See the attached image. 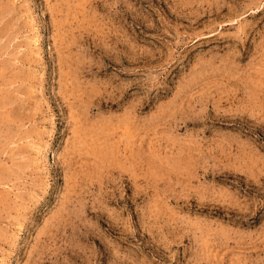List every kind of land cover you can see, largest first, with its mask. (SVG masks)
Here are the masks:
<instances>
[{"label":"rangeland","instance_id":"obj_1","mask_svg":"<svg viewBox=\"0 0 264 264\" xmlns=\"http://www.w3.org/2000/svg\"><path fill=\"white\" fill-rule=\"evenodd\" d=\"M0 264H264V0H0Z\"/></svg>","mask_w":264,"mask_h":264}]
</instances>
